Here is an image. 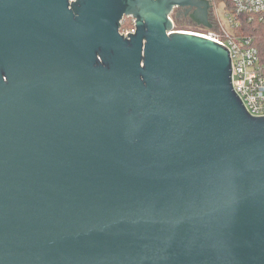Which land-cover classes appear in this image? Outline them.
<instances>
[{
	"label": "water",
	"instance_id": "water-1",
	"mask_svg": "<svg viewBox=\"0 0 264 264\" xmlns=\"http://www.w3.org/2000/svg\"><path fill=\"white\" fill-rule=\"evenodd\" d=\"M180 7L210 30L208 0H0V264H264V117Z\"/></svg>",
	"mask_w": 264,
	"mask_h": 264
},
{
	"label": "built area",
	"instance_id": "built-area-1",
	"mask_svg": "<svg viewBox=\"0 0 264 264\" xmlns=\"http://www.w3.org/2000/svg\"><path fill=\"white\" fill-rule=\"evenodd\" d=\"M76 2V0H67ZM211 1V0H210ZM232 10H227L228 24L231 34L222 31L217 19V31H202L199 36L223 46L231 59V84L236 95L243 102L247 113L253 117H264V63L260 58L258 47L253 44L250 36L235 33V20L244 15L249 22L257 21L264 24V0H230ZM134 29L121 34L133 33Z\"/></svg>",
	"mask_w": 264,
	"mask_h": 264
},
{
	"label": "trees",
	"instance_id": "trees-1",
	"mask_svg": "<svg viewBox=\"0 0 264 264\" xmlns=\"http://www.w3.org/2000/svg\"><path fill=\"white\" fill-rule=\"evenodd\" d=\"M223 2L226 10H232V2L230 0H216ZM235 33L237 35L250 36L253 38V44H255L260 52V58L264 63V24L257 21L249 22L248 18L244 15H238L235 20ZM134 29V19L130 17H123L120 24L119 32L123 33L127 30ZM189 32V31H188Z\"/></svg>",
	"mask_w": 264,
	"mask_h": 264
},
{
	"label": "rangeland",
	"instance_id": "rangeland-1",
	"mask_svg": "<svg viewBox=\"0 0 264 264\" xmlns=\"http://www.w3.org/2000/svg\"><path fill=\"white\" fill-rule=\"evenodd\" d=\"M211 2V7L208 11V22L211 25L210 30L211 31H217V19L219 20L220 27L222 31H227L229 34H231L232 30H230V26L228 24V16H227V10L225 9L223 2H218L216 0H208ZM177 11L174 9L171 14L170 18H172L174 22L173 30L175 31H189V32H204V31H210L202 28L199 25L192 26V24L189 23V19L177 17Z\"/></svg>",
	"mask_w": 264,
	"mask_h": 264
},
{
	"label": "flooded vegetation",
	"instance_id": "flooded-vegetation-1",
	"mask_svg": "<svg viewBox=\"0 0 264 264\" xmlns=\"http://www.w3.org/2000/svg\"><path fill=\"white\" fill-rule=\"evenodd\" d=\"M174 9H176V11H177V17H182V18H186V19H189V23L190 24H192V26H194L195 27V25H197L196 23H194V21L189 17V15L192 13V12H194V10L195 9H189V8H187V7H180V8H174ZM173 9V10H174ZM187 9H189V10H187ZM173 26H174V22H173Z\"/></svg>",
	"mask_w": 264,
	"mask_h": 264
},
{
	"label": "bare ground",
	"instance_id": "bare-ground-1",
	"mask_svg": "<svg viewBox=\"0 0 264 264\" xmlns=\"http://www.w3.org/2000/svg\"><path fill=\"white\" fill-rule=\"evenodd\" d=\"M186 32H188V31H186ZM190 33H192V34H195L196 32H195V33H193V32H190ZM197 34H199V33H197Z\"/></svg>",
	"mask_w": 264,
	"mask_h": 264
}]
</instances>
